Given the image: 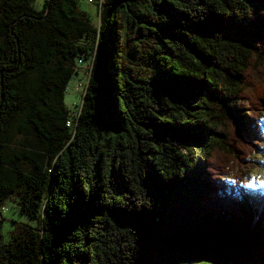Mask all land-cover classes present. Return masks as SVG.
I'll return each mask as SVG.
<instances>
[{"label":"trees","instance_id":"trees-1","mask_svg":"<svg viewBox=\"0 0 264 264\" xmlns=\"http://www.w3.org/2000/svg\"><path fill=\"white\" fill-rule=\"evenodd\" d=\"M38 7L0 0V210L36 221L0 264H264L229 186L263 140L264 0Z\"/></svg>","mask_w":264,"mask_h":264},{"label":"rangeland","instance_id":"rangeland-1","mask_svg":"<svg viewBox=\"0 0 264 264\" xmlns=\"http://www.w3.org/2000/svg\"><path fill=\"white\" fill-rule=\"evenodd\" d=\"M44 0H34V4L38 9ZM101 4H105L106 0H100ZM79 9L87 13L91 21L97 20L96 8L92 3H79ZM82 73L79 72L78 75H73L64 94V103L66 106L71 107L72 104L78 102L83 92V88L79 87V80L82 78ZM83 83H81L82 85ZM262 105V104H261ZM260 109H262L260 107ZM264 121L260 118L259 126L262 128L261 122ZM15 144H18L22 141L23 137L15 134ZM261 137H264V130L261 129ZM256 142V141H255ZM257 143V142H256ZM261 144V146H259ZM259 149L256 152L253 149L252 154H250V165L252 168L249 170L250 175L248 176V182L250 184L249 188L243 189L239 184L241 183L238 180L229 179V185L233 188L237 187L238 191L244 193L245 200L244 203L248 201L250 203V213H251V222L256 223L259 220L258 214L261 216V210H264V140L261 143L258 142ZM247 190L249 192H246ZM236 196H240V193L235 192ZM242 196V195H241ZM0 236L2 241L8 242L12 239L13 234L16 229L21 225H36V221L21 215L18 211V206L15 198H7L3 203L0 210Z\"/></svg>","mask_w":264,"mask_h":264},{"label":"water","instance_id":"water-1","mask_svg":"<svg viewBox=\"0 0 264 264\" xmlns=\"http://www.w3.org/2000/svg\"><path fill=\"white\" fill-rule=\"evenodd\" d=\"M49 9H50V2H48L47 6H46V11H45V15H47V13L49 12ZM14 35V33H12ZM16 42H17V45H18V39L15 38ZM2 72H4L3 70L0 71V73L2 74ZM5 72L7 73H10L11 70H5ZM0 95L1 97H3V83H2V80L0 81Z\"/></svg>","mask_w":264,"mask_h":264},{"label":"built area","instance_id":"built-area-1","mask_svg":"<svg viewBox=\"0 0 264 264\" xmlns=\"http://www.w3.org/2000/svg\"><path fill=\"white\" fill-rule=\"evenodd\" d=\"M90 1V0H89Z\"/></svg>","mask_w":264,"mask_h":264}]
</instances>
